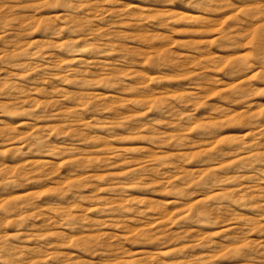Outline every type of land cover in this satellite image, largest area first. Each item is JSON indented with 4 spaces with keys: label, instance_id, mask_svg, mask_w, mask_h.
I'll return each mask as SVG.
<instances>
[{
    "label": "rangeland",
    "instance_id": "374dc122",
    "mask_svg": "<svg viewBox=\"0 0 264 264\" xmlns=\"http://www.w3.org/2000/svg\"><path fill=\"white\" fill-rule=\"evenodd\" d=\"M0 264H264V0H0Z\"/></svg>",
    "mask_w": 264,
    "mask_h": 264
}]
</instances>
